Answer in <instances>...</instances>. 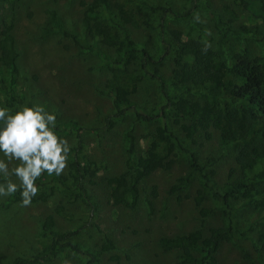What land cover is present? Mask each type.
<instances>
[{
	"label": "rangeland",
	"instance_id": "obj_1",
	"mask_svg": "<svg viewBox=\"0 0 264 264\" xmlns=\"http://www.w3.org/2000/svg\"><path fill=\"white\" fill-rule=\"evenodd\" d=\"M79 1L6 0L5 4L0 3L1 16L15 17L13 34L19 68L14 101L0 91V105L13 111L21 105H43L46 111L56 114L57 127L60 128L57 135L65 138L70 147L75 144V131L63 129L62 125L75 121L81 127L79 134L83 138L86 155L96 163L98 169L95 184L85 183L87 193L96 208L88 222V207L74 197L68 180L62 185L54 184L52 193L45 201H32L28 206L10 202L8 197L0 199V264H9L17 256L29 259L49 243L50 237L42 228V223L49 214L53 215V228L56 231L63 232L82 226L72 240L83 248L99 250L106 237L114 242L115 249L102 251L95 264H114L110 259L113 254L120 256V264H179V251L162 250L158 244L160 237L182 235L199 227L205 235L209 227L223 224L220 204L204 190L199 178L189 172L184 151L196 152L200 163L204 165V172L208 174L209 184L214 189H220L231 168H235V171L229 178L230 181L237 182L242 177L234 161L236 148L221 143L216 129L212 130V136L208 140L201 134L188 139L175 124L168 122L177 137L173 150L175 161L171 168L157 170L143 180L140 197L134 208L113 204L106 178L127 171L130 157L136 164L141 160L144 148L141 136L153 132L158 121H140L134 114H127L115 120L112 126L107 124V119H114L112 100L104 86L107 71L100 63L97 53L88 48L94 43L80 25L83 7ZM113 1L124 4L136 17L146 16V25L138 28L128 25L124 27L134 41L144 46L153 56L159 53L157 19L156 12L150 10L149 5H165L173 13L180 14L191 9L190 17H178L176 20L171 16L166 17L168 35L171 36V32L175 30L181 31L185 37H197L210 46L217 59L231 58L243 47L250 57H264V37L239 36L226 32L222 26L217 27L215 24L214 15L222 14L224 19L222 11L227 5L237 14L231 23L233 29L242 24L252 28L256 26L248 20L238 0H199L195 6L191 0ZM49 8L55 10L65 29L80 37L82 47L58 33L43 36L47 21L45 10ZM259 29V33H264V27ZM95 46L104 55L110 58L114 56L111 48L101 43H96ZM171 66L172 60L167 57L161 66L163 76L169 75ZM134 69L139 70L137 67ZM148 70H151V66ZM139 74L142 78L131 98L137 108L149 112L158 102L157 84L150 76ZM183 91L193 99L201 98L200 92L194 87ZM217 94L221 101H228L225 94ZM126 132L132 133L136 139L132 156L125 148ZM259 133L261 132L258 131ZM255 140L260 145L264 144V139L258 135ZM18 163L19 161H13L9 168ZM62 173L67 176V163ZM181 177L189 178L187 188L178 193H169L170 186L178 184ZM9 179L19 185L15 176H10ZM152 185L157 186L156 197L150 196ZM254 186L257 190L264 188V179L255 181ZM39 189L40 192L44 191L43 186ZM198 189L204 190L203 206L213 211L205 221L201 220L199 207L193 200ZM238 201L240 199H232L230 202L233 209L232 221L238 230L236 237H255V230L249 220L251 207L240 206ZM59 206L62 207L61 213L55 211ZM216 257L219 264H249L234 239L222 242ZM258 259L259 264H264L263 250L258 251ZM43 264L83 263L79 256L65 251Z\"/></svg>",
	"mask_w": 264,
	"mask_h": 264
},
{
	"label": "trees",
	"instance_id": "obj_2",
	"mask_svg": "<svg viewBox=\"0 0 264 264\" xmlns=\"http://www.w3.org/2000/svg\"><path fill=\"white\" fill-rule=\"evenodd\" d=\"M5 2L6 0H0L2 4ZM198 2L199 0H191L193 6ZM238 2L245 10L248 20L256 26L252 28L242 24L233 29L231 23L237 14L227 5L222 11L224 19L222 14L214 15L216 26H222L226 32L230 31L239 36L264 37V33H259V28L264 27V0ZM79 4L83 7L80 25L94 43L88 48L97 53L100 63L107 71L104 86L112 100L114 118L107 119V124L112 126L115 120L127 114H134L140 121H158L153 132L141 136L144 145L141 160L136 164L130 157L127 171L106 178L113 204L134 208L140 197L143 180L157 170L171 168L175 161L173 150L177 137L168 122L175 124L188 139L201 134L208 140L212 136V130L216 129L221 143L236 148L234 161L242 174L239 181L229 180L235 171V168H231L222 187L214 189L209 184L208 174L204 172V165L200 163L196 152L183 150L186 153L189 172L199 178L204 190L220 204L223 224L209 227L205 235L199 227L182 235L160 237L158 244L164 251H179V264H219L216 254L221 243L234 239L243 258L248 259L249 264H259L258 251H264V188L257 190L254 183L264 179V144L260 145L255 138L258 135L264 139V57H250L247 49L243 47L231 58L217 59L210 46L197 37H185L181 31L175 30L171 32V36L168 35L166 17L171 16L174 20L183 16L190 17L191 9L180 14L173 13L170 7L165 5H149L150 10L156 12L157 19L156 38L159 53L153 56L144 46L138 45L124 27L128 25L138 28L146 25V16L136 17L131 9L113 0H80ZM45 13L47 21L43 36L58 33L82 47L80 37L63 27L54 9H46ZM14 24L15 17H4L0 14V91L12 101L16 88L15 80L19 74ZM96 43L111 48L114 56L110 58L101 53L96 48ZM167 57L171 58L172 66L169 75L165 77L161 66ZM149 66L151 70H148ZM139 73L150 76L157 84L158 102L149 112L137 108L131 98L142 78ZM193 87L200 92L201 98L193 99L184 93V89ZM217 93L225 94L228 101H221ZM62 127L74 130L76 138L75 144L70 147L67 176L61 173L59 176L49 177L47 173H42L36 184L39 188L43 186L44 191H38L32 201H45L52 193L54 184L62 185L68 180L74 197L88 207L89 222L96 206L87 193L85 183L95 184L97 165L86 155L84 141L79 134L81 127L75 121H68ZM55 131L58 133L60 128L56 126ZM258 131L261 133L258 134ZM124 140L125 148L132 156L135 136L126 132ZM178 182L170 186L169 193L184 190L190 180L188 177H181ZM204 190H196L193 198L199 207L198 213L202 221L213 212L203 206ZM150 196H157L156 185L150 187ZM20 199L18 187L14 196L8 197V201L20 202ZM232 199H240V206L251 207L249 220L255 230V237H236L238 230L232 221ZM55 211L61 213L62 207H56ZM53 227L54 218L49 214L42 223L43 230L50 237L49 243L31 258L17 256L9 264H43L65 251L79 256L83 264H95L102 251L115 249L114 242L108 237L104 239L99 250L92 251L81 247L72 237L82 226L63 232L56 231ZM110 259L114 264H120L118 254L111 255Z\"/></svg>",
	"mask_w": 264,
	"mask_h": 264
},
{
	"label": "clouds",
	"instance_id": "obj_3",
	"mask_svg": "<svg viewBox=\"0 0 264 264\" xmlns=\"http://www.w3.org/2000/svg\"><path fill=\"white\" fill-rule=\"evenodd\" d=\"M56 126V114L43 105H21L15 111L0 105V199L14 196L19 187L20 204L28 206L40 190L36 181L42 173L49 177L62 173L70 145L57 135ZM13 161L19 163L10 169Z\"/></svg>",
	"mask_w": 264,
	"mask_h": 264
}]
</instances>
